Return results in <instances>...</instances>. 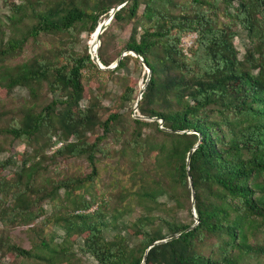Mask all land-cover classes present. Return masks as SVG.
<instances>
[{
  "label": "trees",
  "instance_id": "16d2710c",
  "mask_svg": "<svg viewBox=\"0 0 264 264\" xmlns=\"http://www.w3.org/2000/svg\"><path fill=\"white\" fill-rule=\"evenodd\" d=\"M49 1L53 6H47ZM124 1L111 23L129 27L127 40L109 59L105 30L96 55L103 67L117 60L114 71L129 61L150 70L136 103L137 114L161 123L130 118V132L119 151L129 154L134 172L148 158L154 166L155 186L142 187L138 194L146 203L134 224L138 242L130 245L121 235L109 242L101 239L107 201L102 199L98 205L93 194L87 199L79 195L71 201L70 213L54 220L84 234L83 251L98 264H264V0H22L10 4L7 37L0 31V90L19 87L35 98L44 86L51 97L37 110L23 108L17 120L0 129V135L33 146L20 169L11 173V181L3 171L15 161L9 157L0 162V224L3 228L30 224L42 212L37 204L43 197L54 202L59 189L69 198L74 191L90 187L97 176L95 155L107 152L101 148L102 141L116 133L121 116L119 108L107 112L97 96V106L90 101L82 104L84 74L101 72L86 52L61 50L12 66L8 62L39 35H90ZM235 28L245 33L247 41L241 59L232 44ZM189 33L195 34L194 47L184 53L180 39ZM121 52L126 54L120 56ZM137 91L125 87L120 103L132 105ZM102 112L106 115L100 120ZM93 129L96 134L89 141ZM195 145L186 169V156ZM49 147L54 150L45 156ZM69 157H84L90 172L48 180L49 190L35 186L39 160ZM145 170L141 168L142 175ZM188 176L197 224L185 231L194 223ZM161 197L173 203L174 213L159 216L150 225V212L165 211V203L158 202ZM93 206L95 210L89 212ZM182 210L188 214L186 223L176 220V212ZM162 240L166 241L154 244ZM38 246L50 251L45 240H39ZM1 252L37 263L54 259L21 249L0 235Z\"/></svg>",
  "mask_w": 264,
  "mask_h": 264
},
{
  "label": "rangeland",
  "instance_id": "374dc122",
  "mask_svg": "<svg viewBox=\"0 0 264 264\" xmlns=\"http://www.w3.org/2000/svg\"><path fill=\"white\" fill-rule=\"evenodd\" d=\"M20 1L22 0H0V31L5 34V37H7L6 17L10 15V4H18ZM47 6H53V4L49 1ZM107 18L108 16L103 17L98 25L106 21ZM218 21L221 22L222 19L219 17ZM105 30L106 38L109 42L107 58L111 59L115 57L118 50H120L127 40L129 27L118 28L110 21L106 25ZM235 30L236 35L232 40V44L237 52V58L241 59L247 46L246 36L238 28H235ZM92 34L87 35L82 32L77 36H68L67 34L39 35L35 41L29 39L23 45L21 53L10 60L8 64L11 66L20 64L31 58L38 57V55L49 57V52L56 54V52L61 50L79 55L85 52L88 54L92 42L96 43L95 52L97 53L100 35L98 36V41H95L92 39ZM194 39L195 34L193 33L186 34L180 39V47L184 53L189 48L194 47ZM4 41L5 38H3L2 42ZM68 45H71V47ZM124 54L126 53L121 52L120 56ZM114 64L115 61H112L107 67H111ZM114 68L110 69L109 73L106 70H100V73H94L93 71L90 73L86 72L82 80L85 88V101H83V105L86 104V101H90L91 104L96 105L94 98L97 96L100 106L106 108L107 112L119 108L121 114L115 124L114 130L116 133L108 134L102 141L103 145L101 148L102 150H107V152L104 155L101 153L95 155L97 176L92 181V185L90 187L86 185L84 190L74 191L69 198L66 197L67 194L64 189H59L56 201L54 202L49 201L47 197H43L40 203L37 204V208H40L42 212L30 224H13L5 228L0 224L1 236L8 237L13 244L21 249L29 250L48 258H54L53 261L51 263H37L21 260L9 253L1 252L0 264H98L93 257L83 251L84 234L79 233L76 229L69 228L68 225L60 221L54 220L58 215L70 213L72 208L71 201L76 200L81 194L86 199L92 194L95 195L98 205L102 199L107 201V206L104 210L105 216L102 219L105 226L100 230V237L104 242H109L115 235L126 237L130 245L138 242L137 235L133 234L136 231L134 224L144 214L143 205H146L138 194L142 187L151 189L155 186L154 166L151 164L152 159L148 158L143 165L136 168L138 171L134 172L135 170H132L133 165L129 161V154L122 155L119 151L121 150L123 141L130 132V118L139 116L137 108L134 106L137 103L138 91L145 81L146 70L142 66H135L131 61L117 71H114ZM125 87L138 89L132 105L120 103V95ZM50 97L44 86L39 89L35 98H32L27 90L19 87L13 88L10 92L0 90V129L12 123L13 120H17L23 108L36 107L37 110L40 106L48 103ZM105 115L106 113L102 112L98 118L101 120ZM95 134L96 129H93V132L88 134L89 141L94 139ZM32 149V145L29 146L10 137L0 135V162L9 157L15 161L14 166H8L3 171V175H7L8 181H11L9 179L11 173L17 172L20 169L23 159L27 158L28 155L30 156ZM53 150V147L45 149L44 155L49 156ZM39 162L41 164L39 165L40 168L36 176L35 186L46 187V190L50 188L46 184L48 180L58 181L66 177H83L90 172V167L84 157L57 158L53 162L46 159L43 161L39 160ZM141 168L146 169V175L141 174ZM37 196H41V193H38ZM158 202L165 203V211L154 210L150 212L151 223H148L150 225L157 223V217L165 218V216L168 217L174 213L173 203L167 202L164 197L159 198ZM185 207H188V204ZM94 210L95 206L89 212ZM185 210L176 212V220L179 223H186L188 221V214ZM131 235L134 236L130 237ZM39 240L47 242L49 252L44 251L38 246ZM60 250H62V253Z\"/></svg>",
  "mask_w": 264,
  "mask_h": 264
},
{
  "label": "water",
  "instance_id": "95a60500",
  "mask_svg": "<svg viewBox=\"0 0 264 264\" xmlns=\"http://www.w3.org/2000/svg\"><path fill=\"white\" fill-rule=\"evenodd\" d=\"M125 4V1L124 2H122V3H120L116 8H114V9H111L110 10V12H109V14H108V18H107V20L106 21H104V22H102L101 24H99V25H97V27L95 28V30H94V32H93V34H92V36H94V40L95 41H98V36L105 30V27H106V25L111 21V19H112V17H113V15H114V13L119 9V8H121L123 5ZM96 46V43H94V42H92L91 43V45H90V48H89V52H88V55L90 56V59H91V61L98 67V69H100V70H110V69H113L114 67H116V65H117V60L115 61V64L113 65V66H111V67H103L101 64H100V62H99V60H98V58H97V55H96V52H95V47ZM129 55H131L132 57H137L134 53H132V52H129L128 53ZM122 56H124V55H122ZM141 61V60H140ZM142 67L144 68V70H146V78H145V81H144V83H143V85H142V87L139 89V91H138V98H137V101L140 99V96H141V94H142V92H143V90H144V88H145V86H146V83H147V81H148V78H149V74H150V70L147 68V66L145 65V64H143L142 63ZM135 108H136V104H135V106H134ZM134 119H140V120H147V121H157L159 124L161 123V121H159L158 119H155V118H152V119H144L143 117H140V116H134ZM197 145V144H196ZM196 145L188 152V154H187V156H186V169H188L187 168V166H188V160H189V156H190V154L192 153V151L196 148ZM187 181H188V187H189V190H190V204H191V213H192V215H193V218H194V223H193V225L190 227V228H188L187 230H185V231H188V230H190L194 225H196L197 224V218H196V215H195V211H194V209H193V203H194V191H193V188H192V181H191V178L188 176V178H187ZM175 237H177V236H175ZM172 239V238H171ZM166 240H162V241H157V242H154V244H159V243H163V242H165ZM141 264H143V262L141 263Z\"/></svg>",
  "mask_w": 264,
  "mask_h": 264
},
{
  "label": "bare ground",
  "instance_id": "6f19581e",
  "mask_svg": "<svg viewBox=\"0 0 264 264\" xmlns=\"http://www.w3.org/2000/svg\"><path fill=\"white\" fill-rule=\"evenodd\" d=\"M92 39L94 40V36H92Z\"/></svg>",
  "mask_w": 264,
  "mask_h": 264
},
{
  "label": "built area",
  "instance_id": "2783aa9c",
  "mask_svg": "<svg viewBox=\"0 0 264 264\" xmlns=\"http://www.w3.org/2000/svg\"><path fill=\"white\" fill-rule=\"evenodd\" d=\"M58 146H59V144H58Z\"/></svg>",
  "mask_w": 264,
  "mask_h": 264
}]
</instances>
